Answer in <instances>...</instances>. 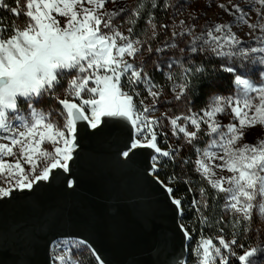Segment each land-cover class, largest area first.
Segmentation results:
<instances>
[{
    "label": "snow or ice",
    "instance_id": "1",
    "mask_svg": "<svg viewBox=\"0 0 264 264\" xmlns=\"http://www.w3.org/2000/svg\"><path fill=\"white\" fill-rule=\"evenodd\" d=\"M14 4L0 0V8L15 18L10 24L0 18V199L15 191H33L49 181L54 170L68 173L79 125L95 133L108 120L115 127L130 126L133 132L121 152L124 159L140 149L152 150L149 175L156 177L161 158L175 161L180 152L171 145L168 150L158 146V136H167L160 131L163 117L172 135L178 139L182 135L194 149L195 170L215 192L213 199L223 194L221 209L231 217L234 229L231 240L220 235L215 238L218 243L203 235V228L213 222L205 214L210 209L208 194L200 187L199 199L192 200L201 225V238L192 249L195 264H230L233 259L252 264L255 248L243 254L236 249L244 247L237 236L253 231L254 216L264 223V132L254 143L246 141L249 130L264 129V72L253 80L238 72V66H264V0L218 3L231 20L209 21L202 27L195 23V11L187 20L158 24L151 11L161 6L158 0H136L134 7L126 0H14ZM170 7L174 5L163 3L164 10ZM21 16L26 18L23 23ZM141 19L145 28L137 33ZM245 26L244 37L233 30ZM161 34L163 41L158 40ZM200 56L221 60L220 70L232 74L235 91L228 96L212 93L205 107L193 111L192 97L216 73L215 66L197 62ZM147 57L153 58L164 84L150 74ZM65 80L62 99L59 86ZM142 90L147 95L141 98ZM167 92L185 105L186 112L156 115ZM46 97L61 107L41 109ZM134 98H139L138 104ZM201 133L208 137L202 147L197 143L203 139ZM67 186L74 185L69 181ZM164 187L183 215L181 199L173 196L172 187ZM215 223L223 224L224 217ZM179 227L191 240L189 228ZM74 247L88 248L97 264H104L85 240L56 242L53 264H79ZM178 264L186 262L180 259Z\"/></svg>",
    "mask_w": 264,
    "mask_h": 264
},
{
    "label": "water",
    "instance_id": "2",
    "mask_svg": "<svg viewBox=\"0 0 264 264\" xmlns=\"http://www.w3.org/2000/svg\"><path fill=\"white\" fill-rule=\"evenodd\" d=\"M114 124L95 133L80 124L68 173L54 170L33 191L0 199V264H51L52 244L64 239L87 241L104 264L186 260L180 214L149 175L152 150L124 159L133 132Z\"/></svg>",
    "mask_w": 264,
    "mask_h": 264
},
{
    "label": "rangeland",
    "instance_id": "3",
    "mask_svg": "<svg viewBox=\"0 0 264 264\" xmlns=\"http://www.w3.org/2000/svg\"><path fill=\"white\" fill-rule=\"evenodd\" d=\"M4 2L8 3L12 7L15 6L14 0H4ZM164 2L174 5V7H170L167 10H164L163 8ZM232 2L233 3L241 2V0H232ZM126 3L127 6L134 7L136 4V0H126ZM158 3L159 4L161 3V8L158 7L155 10H151L155 15L158 24L159 23L171 24L173 18H175L177 21L181 19L187 20L189 14H191L193 11H195L198 16V19L195 21V23L200 27H202L203 25H205L206 22L209 21L212 22L219 21L223 23L231 20V17L228 14H226L223 11V9L217 7L218 3L228 4V0H160V1L158 0ZM208 5H211V7H209ZM107 7L112 8L113 5L108 4ZM160 15L164 16V17L161 16V18H164V21L160 20L159 18ZM146 16L147 13H145V17ZM0 18H3L5 24H10L11 21L15 19L14 17H12L11 13L7 12L2 8H0ZM25 19H26L25 17L21 16L19 18V22L23 23ZM144 28H145V22L144 19H141L136 25L137 33H139ZM233 30L238 31V34L241 37H244L245 32L248 31L246 26L244 27L243 30H238L235 28ZM158 40L163 41L164 35L161 34L158 37ZM153 44L155 45L156 42L154 41ZM147 59L149 61L148 70L150 74L154 77L156 81L164 84L165 79L161 75V73L155 70V66L152 63L153 58L147 57ZM200 60H204V62L207 65L215 66L216 73L212 79V86H210L209 89L205 92L204 97L199 98L198 95H194L192 97L193 111H197L205 107L206 103L208 102V97L212 93H219L221 95L228 96L233 94L235 91L232 74L220 70V65L222 63L221 60L215 58L208 60L205 59L203 56L197 58V62H199ZM238 72L247 73L246 78H251L255 80V78L258 77L261 72H264V66L258 64H249L247 67H245L243 64H240L238 66ZM66 86H67V80L63 81L61 86H59L62 99L64 98L63 88H65ZM170 87L171 84L168 83L167 88L170 89ZM146 95L147 94L142 90L141 98ZM134 99L138 104L139 98H134ZM145 102L148 103L149 101L146 100ZM21 107H25V106L21 104ZM39 107L41 109H49L51 107H55L59 109L61 106L55 100L46 97L44 98L43 102L39 105ZM157 108H158V111L156 112L157 116H161V113H166L167 115L171 116V115L180 114L181 112H186L185 105L181 104V102L174 101L172 99L171 92L166 93L165 98L162 100L160 104L157 105ZM161 118L164 127L160 129V131L166 132L167 136L164 135L158 136V141H157L158 146H160L163 150H168L169 145H171L173 148H179L180 152L175 161H169L166 158H161V165L156 177H158L159 181L162 182L158 174L167 176L166 183L162 182V184L163 185L167 184L168 186L172 187L173 191L176 189L179 183L185 184L187 193H182L177 199H181L182 207H183V215H180L181 224H184L186 227H188L191 233H193L194 236H196V240H193V235H192V239L188 240V244L186 247L187 256L185 262L186 264H195V257L192 253V249L196 246V244L201 238V225L199 223L197 213L195 209L192 207V200L194 197L199 199L200 187L203 186L208 194L210 209L205 214L209 215L210 219L213 222L212 227L203 228V235L205 237L213 238L214 242L218 243V241H216L215 238L220 235H223L226 240H231L234 229L231 227V217L226 215L221 209V206L224 203L223 194L220 195L219 199L214 200L213 197L216 195L215 192L207 185L206 181H203L201 179L200 175L196 172L195 160L197 157L194 149L190 145H187L185 143L182 135L179 139L173 136L171 133L170 126L168 125L167 119L163 117ZM223 123L227 124L228 118H225L223 120ZM261 132H264V129H262L260 126H257L255 129L249 130V133L246 136V141L249 143H254L257 136H259ZM201 136L203 137V139L198 141L197 143L202 147L204 143L207 141L208 137L203 136V133H201ZM184 161H188V163H184ZM171 169H174L175 172L174 176L173 174L167 173V171H170ZM224 175H229V174L224 173ZM173 177H175V179H173ZM190 187L192 191H189ZM222 216L224 217V223L216 224L215 221L219 220L220 217ZM221 227L224 229L223 233L219 231ZM64 240H69V239H64ZM59 241H63V240H59ZM237 241L238 244L244 245L243 248L236 249L238 254H243L245 249L255 248L256 255L251 258L252 264H264V223H260L259 221H257L254 216L253 231L249 232L247 235H244L242 233L239 234L237 236ZM56 242L52 244L50 249L51 264H53V260H52V256L54 254L53 245ZM72 251L79 264H97L95 257L92 255L91 251L88 250V248L74 247ZM230 264H239V262L238 260L233 259L230 260Z\"/></svg>",
    "mask_w": 264,
    "mask_h": 264
},
{
    "label": "trees",
    "instance_id": "4",
    "mask_svg": "<svg viewBox=\"0 0 264 264\" xmlns=\"http://www.w3.org/2000/svg\"><path fill=\"white\" fill-rule=\"evenodd\" d=\"M159 1H160V0H159ZM161 3H162V2H161ZM161 3H160V5H161ZM160 8H161V6H160ZM161 16L164 17L163 15H160V16H159L160 20L164 21V18H161ZM162 21H161V22H162ZM212 79H213V77L211 78V80H210L209 82H203V83L200 85L199 92H198V94H196V95L199 96V98L204 97L205 92L209 89L210 86H212ZM167 173L173 174V176L175 175V174H174V173H175V172H174V169H171L170 171H167ZM158 175L160 176V179L162 180V182H163V183H166V181H167V176H165V175H161V174H158ZM182 193H187V189H186L184 183H179V184L177 185L176 189L173 191V196H174L175 198H178ZM191 235H193V240H196V236H194L193 233H191Z\"/></svg>",
    "mask_w": 264,
    "mask_h": 264
}]
</instances>
